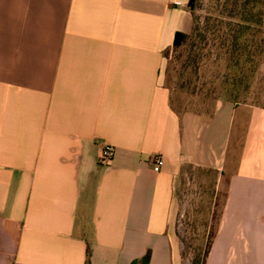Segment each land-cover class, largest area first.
Masks as SVG:
<instances>
[{
	"label": "crops",
	"instance_id": "obj_1",
	"mask_svg": "<svg viewBox=\"0 0 264 264\" xmlns=\"http://www.w3.org/2000/svg\"><path fill=\"white\" fill-rule=\"evenodd\" d=\"M189 1L0 0V264H182L184 165L226 184L205 264H264V106H171Z\"/></svg>",
	"mask_w": 264,
	"mask_h": 264
},
{
	"label": "trees",
	"instance_id": "obj_2",
	"mask_svg": "<svg viewBox=\"0 0 264 264\" xmlns=\"http://www.w3.org/2000/svg\"><path fill=\"white\" fill-rule=\"evenodd\" d=\"M199 4L200 0H190L188 4L193 17L192 32L190 34L177 33L175 36L173 49L182 51L180 53L184 52L180 55L181 58L186 56L181 64L182 72L178 75L177 89L179 90L187 84V82L184 83L185 79L183 78L187 70H190L193 78L199 81L203 54L207 52V57L212 55L216 41L219 40L217 46L225 58V70L222 75L217 74L215 77H219L223 82L218 92L217 88L213 86V81L210 80V87L204 92L205 98H210V96L219 93V96L223 94L227 100L238 105L241 104L242 94L246 95L251 92V81H255L260 70L263 72L260 77L263 85L260 88L261 93H264V0H224L220 6L222 18L212 20L209 17L204 24L195 16ZM189 82L191 84V81ZM206 84L208 83L203 85ZM193 89V95L197 91L200 92V94L197 93L198 96L203 95L202 87L198 88L197 85H194ZM246 103L244 100L243 104ZM173 105L172 101V109L177 112ZM186 172L192 175L199 173L208 177L212 175L218 177L215 170L184 165L180 179ZM217 207L218 204H214L212 208V222L214 221V224L205 223L204 225L203 237L205 241L193 250L194 256L191 264H205L207 261L219 228L223 205L219 210L216 209ZM178 237L181 240L179 235ZM181 242L184 241L181 240ZM149 262L150 255L147 254L141 262L133 264H149ZM86 264H90L89 250Z\"/></svg>",
	"mask_w": 264,
	"mask_h": 264
},
{
	"label": "rangeland",
	"instance_id": "obj_3",
	"mask_svg": "<svg viewBox=\"0 0 264 264\" xmlns=\"http://www.w3.org/2000/svg\"><path fill=\"white\" fill-rule=\"evenodd\" d=\"M223 3L224 0H200L195 16L200 19L202 24H204L209 17L212 18V20L220 19L222 18L220 6ZM218 41L219 40L216 41V46L212 51V55L207 57V52L203 54L204 57L200 68L199 81H196L191 74L192 72L187 70L183 77L185 79L184 83L187 82V84L179 90L177 89V84H179L178 75L182 72L181 64L186 56L181 58L180 55L184 52L180 53L182 51H176L174 49L166 54L167 63L164 69L165 84L171 90L173 106L180 114L184 113V111L209 114L218 100L227 99L223 94L219 96V93L210 96V98H205L204 95V92L210 87V80L213 81V86L217 88L218 92L222 86L223 80L219 77H215L217 74L222 75L225 70V58L222 56V51L218 49ZM259 73H257L255 81H251V92L246 95L242 94V105L253 107L264 106V93H261L260 88V86L263 85L260 78L263 73L262 70H260ZM187 79L190 80L187 81ZM189 81H191V84H189ZM205 83L208 84L203 85ZM194 85H197L198 88H203L201 89L203 95L198 96L197 93L200 94L199 91L193 95ZM244 100H246V104H243ZM217 186L218 177L215 175L208 177L199 173H194L192 175L186 172L179 180L177 194V234L180 236L181 240L184 241L182 243L180 240L182 264H191V260L194 256L193 250L205 241L203 237L204 225L205 223L214 222H212V208L214 204H218L216 208L218 210L224 204L226 184L222 183L220 185V193L218 195H216Z\"/></svg>",
	"mask_w": 264,
	"mask_h": 264
},
{
	"label": "built area",
	"instance_id": "obj_4",
	"mask_svg": "<svg viewBox=\"0 0 264 264\" xmlns=\"http://www.w3.org/2000/svg\"><path fill=\"white\" fill-rule=\"evenodd\" d=\"M115 156V149L109 144L102 145V155L99 164L104 167L111 166ZM152 166L155 172H160L164 166V159L162 156H154L152 158Z\"/></svg>",
	"mask_w": 264,
	"mask_h": 264
}]
</instances>
